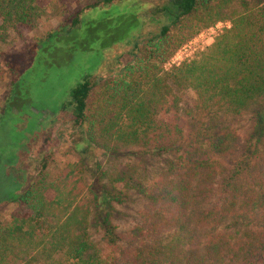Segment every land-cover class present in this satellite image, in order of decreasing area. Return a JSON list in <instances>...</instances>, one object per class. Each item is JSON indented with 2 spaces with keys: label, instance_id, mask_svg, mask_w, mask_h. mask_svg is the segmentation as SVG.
I'll use <instances>...</instances> for the list:
<instances>
[{
  "label": "trees",
  "instance_id": "16d2710c",
  "mask_svg": "<svg viewBox=\"0 0 264 264\" xmlns=\"http://www.w3.org/2000/svg\"><path fill=\"white\" fill-rule=\"evenodd\" d=\"M122 1L96 0L88 8ZM207 1L141 0L148 8L140 15L163 22L143 51L144 59L159 64L196 34L186 27L199 6L204 10L196 25L199 31L229 21L198 58L164 71V80L148 75L146 88L114 83L108 89L115 107L106 103V109L88 120L91 81L85 76L60 109L69 111L79 133L88 122L72 142L85 162L89 146L103 147L98 139L167 155L164 171L147 183L126 167L113 176L114 183L145 202L139 224L125 235L118 233L111 219L112 197L95 192L92 183L91 201L78 199L80 176L75 168L65 167L22 192L20 184L11 196L2 191L0 206L15 202L29 211L0 227V264H22L35 250L50 245L65 248L72 264H264V5L222 17ZM38 15L36 0H0V38L6 30H32ZM80 15L65 18L52 32L68 33L77 27ZM9 72L12 89L17 76L14 68ZM182 89H190L194 100L181 110L177 94ZM244 117L247 124L241 129ZM49 158L42 153L37 166L43 169ZM4 179L11 185L17 181L10 174ZM90 214L101 231V249L88 239Z\"/></svg>",
  "mask_w": 264,
  "mask_h": 264
},
{
  "label": "rangeland",
  "instance_id": "374dc122",
  "mask_svg": "<svg viewBox=\"0 0 264 264\" xmlns=\"http://www.w3.org/2000/svg\"><path fill=\"white\" fill-rule=\"evenodd\" d=\"M95 1L36 0L39 15L32 30L20 27L17 31L6 30L2 33L0 195L3 191L11 196L19 184L22 192L44 175L54 177L65 167L75 168L82 183L77 198L90 202L89 188L92 183L95 192L108 193L113 199L112 223L116 225L118 233L125 235L139 224L138 213L145 202L133 190H125L122 184L114 183L113 176L118 169L126 167L147 183L164 171L167 155L164 151L150 150L144 146L98 139L104 148L89 146L85 162L72 142L85 131L88 122L85 120L79 133L77 127L72 125L69 111L60 113V109L69 101L71 88L85 76H89L91 81L86 99L87 120L106 109V103L115 107L116 103L109 98V86L118 81H127L146 88L144 81L148 75L164 80V71L198 58L213 37L228 28L230 23L219 20L199 31L201 28L196 25L204 13L203 6H199L192 23L186 27L188 31L196 30V34L182 43L165 63L159 64L143 56L146 41L157 35L163 23L140 15L143 9L148 8V2L125 0L109 6L88 8ZM207 4L219 11L220 16L226 17L264 5V0H208ZM79 11L81 15L77 27L68 33L52 32L56 31L62 20ZM49 32L51 34L46 37ZM200 32H203L202 41L197 37ZM34 45L37 47L35 51ZM9 67L15 69L17 76L12 89ZM157 88L164 94L162 85ZM177 95L181 110L192 105L194 96L190 89H182ZM246 124L244 117L240 121L241 129L246 128ZM22 148H25L23 152L18 151ZM42 153L50 156L43 169L37 166ZM85 164L92 167V172ZM7 174L17 180L15 184L11 185L8 179L2 180ZM46 194L51 196L53 192L48 189ZM28 211L26 206L15 202L0 206V227L8 225L12 216H25ZM87 232L93 247L101 249V231L92 214L89 215ZM72 263L65 254V248L50 245L35 250L33 256L22 264ZM110 263L106 261V264Z\"/></svg>",
  "mask_w": 264,
  "mask_h": 264
},
{
  "label": "built area",
  "instance_id": "2783aa9c",
  "mask_svg": "<svg viewBox=\"0 0 264 264\" xmlns=\"http://www.w3.org/2000/svg\"><path fill=\"white\" fill-rule=\"evenodd\" d=\"M197 37H200V39H201L200 41H202L203 40V32L198 33ZM178 60H181V59H178Z\"/></svg>",
  "mask_w": 264,
  "mask_h": 264
}]
</instances>
